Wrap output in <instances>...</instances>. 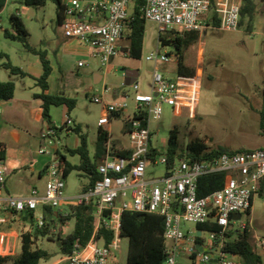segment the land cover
I'll use <instances>...</instances> for the list:
<instances>
[{"label": "built area", "instance_id": "1", "mask_svg": "<svg viewBox=\"0 0 264 264\" xmlns=\"http://www.w3.org/2000/svg\"><path fill=\"white\" fill-rule=\"evenodd\" d=\"M142 1L141 10L147 22L158 26L159 33L198 32L200 36L214 29L210 23L213 13L220 18L218 28L223 32H235L240 28V11L243 0H62L64 19L61 27L66 38L87 43L92 57L102 67H107L119 54V43L128 32L133 20L135 5ZM1 25V23H0ZM175 56L151 52L148 61L155 64L150 92L141 91L139 83H133L134 108L130 111L127 92L122 101H107L110 89L99 93L92 91L88 98L102 104L104 114L101 127L111 124L116 116L129 114L126 126L130 138L128 155H120L108 139L105 156L98 165L101 178L92 188L76 197L65 193L64 172L58 161L47 167V182L43 193L33 188L27 196L3 198L0 195V212L13 210L17 215H33L34 230L46 225L44 207L58 209L64 205L92 204L95 208V232L86 245L76 242L72 253L64 256L68 264H118L117 252L121 246V219L124 212L158 214L165 218V263L182 264L186 256L191 264H264L243 263L240 256L225 249L228 243L238 240L248 225L246 218L255 198L264 190V149L242 153H224L208 160L183 158L169 165L168 156L153 154L151 122L161 119L164 106L174 109L179 116L184 110L194 116L200 100L202 75H176L169 79L159 66L169 63ZM79 67L85 62H79ZM1 112V110H0ZM74 121L65 115L62 128L71 132ZM43 144L37 155H54L57 129L48 128L41 134ZM163 164L151 179L146 178L149 165ZM226 172L224 186L208 196L198 194V181L202 176ZM8 177L4 160L0 159V192ZM240 214L239 219H234ZM241 229L236 228V223ZM183 223L197 225L195 231H185ZM209 224V228L199 226ZM231 226L232 229L230 228ZM106 227L114 239L106 244L98 238L99 230ZM22 236V234H21ZM7 236L0 232V257L13 254L5 246ZM22 242V239H21ZM264 251V238L258 240Z\"/></svg>", "mask_w": 264, "mask_h": 264}, {"label": "rangeland", "instance_id": "2", "mask_svg": "<svg viewBox=\"0 0 264 264\" xmlns=\"http://www.w3.org/2000/svg\"><path fill=\"white\" fill-rule=\"evenodd\" d=\"M1 1V0H0ZM3 1V0H2ZM255 17L254 29L248 32L245 27H240L235 32H223L219 29H209L199 42L185 52L186 60L195 72L202 75V88L199 104L194 112V118H190L188 110H184L180 116L175 115L173 108L164 106L160 120L151 122L152 145L161 153L168 148L170 132L175 127L179 128V142L183 149L195 139L206 142L210 148L224 146L232 151L264 148V132L261 129V112L264 111V4H259ZM20 16L29 32L27 43L38 50L53 52L56 48L62 27L58 23L57 5L53 0H47L43 6L27 5L25 0H5V7L0 13V52L8 55L9 61L27 71L30 66H38L41 63L40 56L31 52L26 44L5 37L4 31L16 32L12 22V16ZM61 28V29H60ZM158 26L152 22L146 24L145 42L141 59L124 57L123 54L115 59L116 70L110 74L107 80L109 88L117 90L122 97L124 86V70L135 65L144 74L153 72L155 64L147 60L151 52L160 50L162 53H172L173 48H163L159 44ZM127 42V41H126ZM124 42L123 44H127ZM175 56V55H173ZM7 58H0V72L18 78L20 90L30 91L33 81L29 77L12 76L3 68ZM66 65L69 72L65 73V82L71 88L70 95L77 100L76 107L70 115L75 120H82L84 131L88 135V145L91 158H94L95 139L99 131V119L102 117L103 106L92 102L86 90L92 87L98 93L103 89V81L96 84L94 73L103 72L101 64L94 58L87 61L89 65L78 69V59L66 57ZM173 58L169 63L160 64L159 68L164 76L169 79L176 78L177 64ZM65 69V67H64ZM24 84L30 85L25 87ZM127 89V88H126ZM127 99L130 111L134 108L133 94ZM109 97V96H108ZM107 97V98H108ZM56 109L54 119H61V111ZM190 114V115H189ZM128 114L112 121L113 138L130 146V138L123 132ZM109 126L102 129L107 131ZM75 136V135H74ZM71 140L64 135L61 140V153L70 163L78 165L80 156L71 155L66 147L71 146ZM42 147H45L43 145ZM52 159V155L45 154ZM163 164L149 165L146 178L151 179L158 170H163ZM8 183L10 189L25 193L20 176L14 173ZM47 179H44L45 184ZM89 183V177L81 171H73L65 179V193L69 197H76L83 192L85 185ZM69 206L64 205L59 209L68 212ZM58 209V210H59ZM250 231L257 235H264V197H257L254 201L253 215L245 219ZM49 222L51 219L49 218ZM61 221H56L50 226L49 235L41 238L39 246L49 252L46 259L49 264H67L61 262L64 257L61 251V242L58 236L61 231ZM74 226L71 222L67 232ZM241 229V224H235ZM185 231L197 230L194 223H183ZM129 240L123 238L120 250L117 252L118 264H127ZM36 248V247H33ZM21 250H19V253ZM182 264H191V261L183 256Z\"/></svg>", "mask_w": 264, "mask_h": 264}, {"label": "trees", "instance_id": "3", "mask_svg": "<svg viewBox=\"0 0 264 264\" xmlns=\"http://www.w3.org/2000/svg\"><path fill=\"white\" fill-rule=\"evenodd\" d=\"M47 0H25L27 5L43 6ZM57 5V17L59 25L64 19V5L62 0H53ZM5 0L0 1V10L4 7ZM259 4H264V0H243L240 15V27H245L248 32L254 29V22L257 13L259 12ZM142 1H139L133 10V20L126 35L128 46L123 48V52L130 58L141 59L143 55V48L146 34L147 21L141 10ZM12 22L16 27V32L12 33L9 30L4 31L5 37L21 41L26 44V47L33 53L40 56L41 64L44 70L43 75L37 80L38 85L42 91L35 96L43 100V117L48 123L49 128L57 129L52 123L50 109L52 106L66 105L69 111H72L77 104L75 98L68 96L50 95L46 91L48 89V78L51 74L52 67L47 57V52L31 47L27 43L29 32L26 29L23 19L18 15L12 16ZM210 23L214 28L220 25V18L213 13ZM200 39L198 32L179 33L175 31H168L159 34V44L163 48H173V54L178 61V75L193 76L195 74L194 68H189L186 63L185 52L191 46L197 44ZM0 58H7L8 61L3 63V68L10 72L12 76L26 77L28 74L20 67L13 65L8 58V55L0 52ZM16 84L14 80L0 81V102L10 100L14 97ZM264 100V89H263ZM261 129L264 132V111L261 112ZM80 138V145L77 149L68 150L71 155H78L81 162L78 165L70 163L65 155L59 151H55L57 161L60 169L64 172L66 179L73 171L84 172L89 177V183L84 187V191L89 190L101 178L98 172V165L105 156V144L108 140V132L100 128L96 140V154L91 158L88 135L81 125H75L72 128ZM179 128L175 127L171 130L168 148L166 155L168 156L169 165H174L176 161L183 158H192L195 160H208L217 157L221 154L228 153H242L251 151L250 149H242L237 151L229 150L224 146L217 148H210L205 141L201 139L192 140L185 149H183L179 142ZM264 149V148H263ZM120 155H128V151H119ZM153 154L162 155V153L155 149ZM6 145L0 143V159L5 160ZM47 169V168H46ZM227 173L219 172L208 176H202L198 181V194L200 197L208 196L223 188ZM260 197H264V190ZM253 205V204H252ZM54 208L50 206L44 207L46 218V225L42 230L27 231L22 233V247L19 256L12 258L13 264H41L42 260L49 258V253L46 250L33 248L39 237H46L49 235L50 226L55 223L57 218H60L62 225L74 219L75 227L72 233L62 237L61 231L58 239L61 242V251L63 255H69L74 249L76 242L81 245H86L95 232V208L92 204L71 205L67 215L61 214L59 211L57 216L54 213ZM10 214H16L15 211L10 210ZM49 218L51 222H49ZM25 219L34 225L33 215L30 213L25 215ZM201 229L209 228V224L199 226ZM165 218L158 214H141L124 212L121 219V237L129 240L127 264H164L165 263ZM99 239H103L106 244H109L114 239V234L108 231L106 227H102L98 234ZM225 249L231 253L240 256L243 263H257L263 261L262 257L258 255L250 242V232L246 228L244 232L239 235L238 240L227 244ZM10 257H0V264H4L10 260Z\"/></svg>", "mask_w": 264, "mask_h": 264}, {"label": "crops", "instance_id": "4", "mask_svg": "<svg viewBox=\"0 0 264 264\" xmlns=\"http://www.w3.org/2000/svg\"><path fill=\"white\" fill-rule=\"evenodd\" d=\"M4 7H5V4H4ZM3 8L0 10V13L2 12ZM126 35H127V32L124 38L119 43L120 52L112 60L111 64H109L107 67H102L103 72L94 73L95 83L98 84L103 81L104 83L103 88L104 87L109 88L107 84V80L110 74L114 73L116 70L115 69L116 68L115 59L117 57H120L122 54L124 57H128L122 51L123 48L128 46V43L126 42ZM59 37L60 38L57 42L56 48L53 49V52L50 53L46 51L47 57L52 67L51 74L47 81L48 89L46 93L50 95L62 94L70 98H73L70 95L71 88L69 87L67 82H65V73L69 72L67 69L66 61H65L66 57L73 56L78 59V63L82 61L85 62V65L82 67H79V65L77 64L78 69L85 68L86 66L89 65V62L87 60L92 57L91 50L87 43L80 42L76 39L66 38L63 34L62 29H61V33ZM124 42H126L127 44H123ZM174 58L176 59V57ZM175 62L177 64V71H178L177 59ZM185 63L189 68H192L190 64H188L187 60H185ZM21 69L28 74L26 77H29L33 81L34 89L33 87H30L31 89L30 91L26 90V88L24 90L22 89L21 91L18 85L19 83L16 82L18 81L17 80L18 78H13L11 76H7L0 72V81L14 80L16 84V90H15L14 97L10 100H5V101L0 102V110H1L0 112V143H3L6 145V157H5L4 163H5L7 172H8V177H7L5 187L0 192V195L3 198H6L8 196H12V197L27 196L30 194L31 189L33 188H37L40 190L41 193H43L45 190V184H46V183L43 184L44 179H48L46 168L50 166L54 161H57L58 157L55 154V151H59L61 153L60 144H61L62 137L66 135L68 137V140H71L70 142L71 146L66 147L67 151L77 149L80 145V138L77 135V133H75L73 130L71 132H68L65 128H62V122H63L64 116L67 114L71 117L70 115L71 111H69V108L66 105L52 106L50 109L52 123L57 128L56 143L52 146L54 155L52 159L46 156L37 155V150L44 145L41 134L49 128L48 123L45 121L43 117V100L35 96L36 94H39L42 91L41 87L37 83V80L43 75L44 70H43L41 63L38 66L28 67L27 71H25L26 69H24L23 67H21ZM123 70L125 73V76H124L125 89L122 91V97H120V93L117 90H113L112 88H109L110 93L106 96L107 101L124 100L127 91L131 89V85L133 83H139L142 92H145V93L150 92L153 72L149 74H144L142 73L141 69L135 65H131L127 69H123ZM177 71L176 73L178 75ZM24 85L25 87L30 86L27 84H24ZM92 91H94L92 87L87 88L86 90L87 97ZM56 109H60L59 111H61L62 117L61 119H59V121H56L54 119ZM103 114H104V111L102 112V116ZM121 116L122 115L116 116L115 118L111 120V124L107 125L109 126L107 130L108 139L111 141L112 147L117 151L130 149L131 147V145L126 146L123 142L119 141L118 139L113 138L112 121ZM190 118H194V116L190 115ZM72 120L74 121V125L82 126V122H83L82 120L77 121L74 118H72ZM127 123H128V120L126 121L125 126L123 128V132L126 135H127V132H126ZM100 128H103V127L100 126ZM98 134H99V131L97 133V136L94 142L95 143V151L93 154L94 156L96 154V140H97ZM14 173L20 176V181L23 182V186L25 187V190H26L25 193H20V192H17L9 188L8 183L12 180L13 178L12 175ZM83 191H84V188H83ZM67 197L73 198L69 196ZM254 201H253L252 209L248 217H251L253 215ZM58 209H53L56 216L59 211L61 212V214L67 215L68 213L67 211L62 210V209L58 210ZM9 211L10 210H2L0 212V232L7 236V238H4V244L5 246L13 249V254H11L10 256H7V257H10L11 259L6 261L4 264H13L12 258L19 256L21 253V252L19 253V250H21V247H22L21 234L24 232L33 230L32 223L25 219V215L21 216L17 214H10ZM57 220L58 222H60V218H57ZM73 220L74 219L68 221L65 225H62V223H60L62 226L61 227L62 237H65L68 234L73 232L74 227H75V220H74V226L72 230L70 232H67V228H69ZM248 229H249V226H248ZM249 232H250L251 244L253 245L256 253L260 255L262 259L264 260V251L260 248L258 244V240L260 238H264V235H257V233H254L253 231L251 232L250 229H249ZM41 238H44V237H39L34 247L42 249L39 246V243H41L40 242ZM63 261H64V257L61 259V262ZM41 264H48V263L46 260H42Z\"/></svg>", "mask_w": 264, "mask_h": 264}, {"label": "water", "instance_id": "5", "mask_svg": "<svg viewBox=\"0 0 264 264\" xmlns=\"http://www.w3.org/2000/svg\"><path fill=\"white\" fill-rule=\"evenodd\" d=\"M128 85H129V84H128ZM233 218H234V219H239V218H240V214H235V215L233 216ZM232 227H233V226H231L230 228L232 229Z\"/></svg>", "mask_w": 264, "mask_h": 264}]
</instances>
